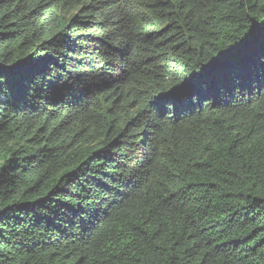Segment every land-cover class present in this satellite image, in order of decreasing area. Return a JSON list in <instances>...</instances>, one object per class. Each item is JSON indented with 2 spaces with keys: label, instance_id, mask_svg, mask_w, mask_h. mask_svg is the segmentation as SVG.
<instances>
[{
  "label": "trees",
  "instance_id": "16d2710c",
  "mask_svg": "<svg viewBox=\"0 0 264 264\" xmlns=\"http://www.w3.org/2000/svg\"><path fill=\"white\" fill-rule=\"evenodd\" d=\"M0 264H264V0H0Z\"/></svg>",
  "mask_w": 264,
  "mask_h": 264
},
{
  "label": "clouds",
  "instance_id": "9594fccd",
  "mask_svg": "<svg viewBox=\"0 0 264 264\" xmlns=\"http://www.w3.org/2000/svg\"><path fill=\"white\" fill-rule=\"evenodd\" d=\"M104 1H107V0H104Z\"/></svg>",
  "mask_w": 264,
  "mask_h": 264
},
{
  "label": "bare ground",
  "instance_id": "6f19581e",
  "mask_svg": "<svg viewBox=\"0 0 264 264\" xmlns=\"http://www.w3.org/2000/svg\"><path fill=\"white\" fill-rule=\"evenodd\" d=\"M159 96V95H158Z\"/></svg>",
  "mask_w": 264,
  "mask_h": 264
}]
</instances>
